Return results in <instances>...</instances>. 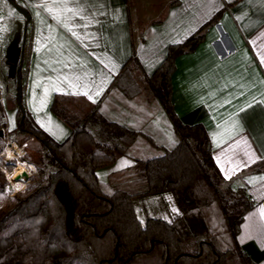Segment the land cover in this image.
Instances as JSON below:
<instances>
[{
	"label": "trees",
	"instance_id": "16d2710c",
	"mask_svg": "<svg viewBox=\"0 0 264 264\" xmlns=\"http://www.w3.org/2000/svg\"><path fill=\"white\" fill-rule=\"evenodd\" d=\"M205 25L170 44L151 72L132 54L96 102L54 93L50 109L70 127L60 141L21 99L16 127L38 141L32 155L44 175L0 215V264H258L236 238L251 205L245 190L223 184L206 129L180 121L171 102L174 59L195 48ZM15 74L23 96L24 52ZM16 91L17 81L15 102ZM157 106L169 139L149 128ZM120 155L133 163L101 179L98 170ZM164 191L174 213L142 219L135 198Z\"/></svg>",
	"mask_w": 264,
	"mask_h": 264
},
{
	"label": "crops",
	"instance_id": "0c3cea01",
	"mask_svg": "<svg viewBox=\"0 0 264 264\" xmlns=\"http://www.w3.org/2000/svg\"><path fill=\"white\" fill-rule=\"evenodd\" d=\"M14 1L29 14L21 42L26 64L22 98L33 119L58 141L70 127L50 109L54 93L87 91L96 102L132 54L151 72L170 44L184 41L206 24L195 48L174 59L171 102L180 121L201 123L206 129L223 184L245 190L251 205L236 238L251 260L264 264V0ZM6 3L16 9L9 0H0V33L3 17L9 15ZM11 58L0 59L3 136L17 125L15 87L3 78L4 64L11 66ZM149 128L160 137L161 131L171 136L160 106ZM132 163L130 156L120 155L98 175L106 180Z\"/></svg>",
	"mask_w": 264,
	"mask_h": 264
},
{
	"label": "rangeland",
	"instance_id": "374dc122",
	"mask_svg": "<svg viewBox=\"0 0 264 264\" xmlns=\"http://www.w3.org/2000/svg\"><path fill=\"white\" fill-rule=\"evenodd\" d=\"M5 8L9 15L3 17L4 25L0 33V59L2 57L6 59L9 56L13 58L14 55H18L23 41V22L21 18L24 15L7 3ZM6 62L8 63L9 60ZM4 65L3 78L12 80L15 87L16 74L11 71V66ZM1 90L4 91L3 82H1ZM151 99L152 97H150ZM9 132V136H0V215L14 204L18 195L25 194L44 175V173L39 174L37 172V166L34 164V156L32 155V151L37 150L39 146L38 141L33 137H27L23 132L18 131L17 127ZM13 143L21 150V153H17L16 150L15 156L8 157L5 152L8 148L13 150ZM25 162H28V164ZM117 163L112 167H117L119 165ZM22 169H26L25 174L22 175L24 181L21 182V187L15 190L9 186V183L16 178ZM135 205L137 208L140 207L139 212L142 219L146 216V212L151 215L166 217L170 212L174 213L175 211L171 195L167 191L138 196L135 198Z\"/></svg>",
	"mask_w": 264,
	"mask_h": 264
},
{
	"label": "water",
	"instance_id": "95a60500",
	"mask_svg": "<svg viewBox=\"0 0 264 264\" xmlns=\"http://www.w3.org/2000/svg\"><path fill=\"white\" fill-rule=\"evenodd\" d=\"M9 2L25 16V20H24V23H23V36H22L23 39H24L25 38V32H26V24H27V21L29 19V14H28V12H27V10L25 8L21 7L14 0H9ZM22 52H23V43L21 45L20 53L18 55H14V57L11 58V71L13 73L15 72L16 67L20 68V66L22 64ZM16 81H17V91H16L17 104H18V107L21 110V115H20V118H19V124H21V122L23 120V117H24V112H25V109H24V107L22 106V103H21V99H22L21 84H22V82H21L20 77H18V76L16 77ZM0 136H3V129L2 128H0ZM43 143L48 148H50V146H49V144H48V142L46 140L43 139Z\"/></svg>",
	"mask_w": 264,
	"mask_h": 264
},
{
	"label": "bare ground",
	"instance_id": "6f19581e",
	"mask_svg": "<svg viewBox=\"0 0 264 264\" xmlns=\"http://www.w3.org/2000/svg\"><path fill=\"white\" fill-rule=\"evenodd\" d=\"M12 147L17 150V152H20V149H18L17 145L15 143L12 144ZM7 156L9 157H13L15 156L14 151L11 148H8L6 151ZM26 172L25 169H22L16 176V178L14 180H12L9 183V186L15 190L19 189V186L21 185V182L24 181L22 178V175H24ZM26 176V175H25Z\"/></svg>",
	"mask_w": 264,
	"mask_h": 264
},
{
	"label": "snow or ice",
	"instance_id": "6c2138e0",
	"mask_svg": "<svg viewBox=\"0 0 264 264\" xmlns=\"http://www.w3.org/2000/svg\"><path fill=\"white\" fill-rule=\"evenodd\" d=\"M49 11H50V9H49ZM37 15H39V13H37ZM85 26H86V25H85ZM65 27H67V25H65ZM69 30L71 31V29H69ZM72 35H73V36H76L77 39H80V37L77 35L76 32L73 31V32H72ZM37 50H39V49H37ZM76 80L78 81V80H79V77H77ZM76 86H77V85L74 84V83H70V84H69V87H76ZM101 90H102V85L96 89L95 95H96V96H99ZM70 94H77V93H70ZM83 95L87 96L89 100H92V99H93L92 95H90L89 92H87V91L84 92ZM93 102H95V101H93ZM261 103H264V101H261ZM218 127H219V125H218ZM233 127L235 128V121L233 122ZM217 146H219V145H217ZM246 155H247V153H246ZM226 178H230V177H226Z\"/></svg>",
	"mask_w": 264,
	"mask_h": 264
}]
</instances>
